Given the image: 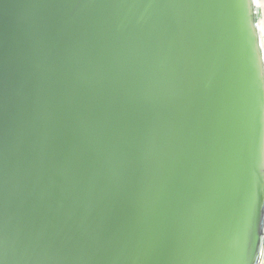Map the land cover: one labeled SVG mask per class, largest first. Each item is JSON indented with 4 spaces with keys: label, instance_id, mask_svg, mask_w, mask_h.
Masks as SVG:
<instances>
[{
    "label": "water",
    "instance_id": "95a60500",
    "mask_svg": "<svg viewBox=\"0 0 264 264\" xmlns=\"http://www.w3.org/2000/svg\"><path fill=\"white\" fill-rule=\"evenodd\" d=\"M257 0H0V264H264Z\"/></svg>",
    "mask_w": 264,
    "mask_h": 264
},
{
    "label": "bare ground",
    "instance_id": "6f19581e",
    "mask_svg": "<svg viewBox=\"0 0 264 264\" xmlns=\"http://www.w3.org/2000/svg\"><path fill=\"white\" fill-rule=\"evenodd\" d=\"M257 4L259 5V10L261 13L259 26L262 32V35L264 36V0H257Z\"/></svg>",
    "mask_w": 264,
    "mask_h": 264
}]
</instances>
